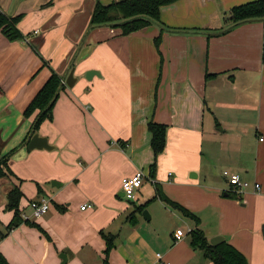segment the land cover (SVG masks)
<instances>
[{
	"label": "crops",
	"instance_id": "obj_1",
	"mask_svg": "<svg viewBox=\"0 0 264 264\" xmlns=\"http://www.w3.org/2000/svg\"><path fill=\"white\" fill-rule=\"evenodd\" d=\"M95 1L0 0L23 36L10 41L0 30L1 154L24 139L33 117L23 110L51 71L66 80L73 68L77 79L40 125L54 148L20 147L9 159L14 176L0 179V253L9 264H61L60 254L64 264H158L156 253L169 264H214L191 244L199 229L264 264L263 20L220 31L232 7L254 0H178L128 35L88 29ZM150 120L167 126L157 156ZM224 170L249 187L229 191ZM137 171L146 178L128 201L121 183ZM13 184L29 222L8 231ZM42 197L50 207L33 217L29 203ZM143 204L148 219L134 213ZM178 228L185 235L175 241ZM102 234L114 240L107 255Z\"/></svg>",
	"mask_w": 264,
	"mask_h": 264
},
{
	"label": "trees",
	"instance_id": "obj_2",
	"mask_svg": "<svg viewBox=\"0 0 264 264\" xmlns=\"http://www.w3.org/2000/svg\"><path fill=\"white\" fill-rule=\"evenodd\" d=\"M176 1L178 0H120L112 1L109 4H103L99 0H96L91 13L88 29L96 26L110 25L120 28L123 35H128L147 27L152 22L159 21L161 7L170 5ZM19 19V16H8L0 10V30L10 41L18 40L23 37L17 28ZM257 19L263 20L262 62H264V0H254L232 7L224 18V23H226L228 27L220 31L225 32L235 25ZM154 40L156 46H158L160 36L156 37ZM62 80H64V77L51 71L48 79L23 110L24 118H33L29 130L20 144L7 153L1 154L3 143L0 141V179H8L14 176L9 166L10 157L20 147L28 145L31 136L38 133L40 125L45 120L52 119V108L54 103L60 91L66 87V84H64ZM147 126L151 133L150 145L154 155L157 156L165 147L167 126L153 120H150ZM153 167L154 165H152V168ZM156 192L163 201L168 202L160 193L159 188H156ZM228 194L236 197L235 194L229 193V191ZM22 196L23 194L19 186L14 184L6 193L5 209L13 213L12 219L8 225V231L22 222H29L22 218L19 210V203ZM172 205L179 209L185 216L193 218L194 220L197 219L181 206L175 203H172ZM144 207L145 204L136 206L134 213H141ZM102 235L106 239L105 254L107 255L114 246V240L113 236ZM190 239L192 246L200 249L204 257L214 264H248L246 257L227 241L223 240L217 245H212L199 229L190 232ZM0 264H9L1 253Z\"/></svg>",
	"mask_w": 264,
	"mask_h": 264
},
{
	"label": "built area",
	"instance_id": "obj_3",
	"mask_svg": "<svg viewBox=\"0 0 264 264\" xmlns=\"http://www.w3.org/2000/svg\"><path fill=\"white\" fill-rule=\"evenodd\" d=\"M64 84H66L65 79L62 80ZM223 176L226 178L227 183L229 184V191L234 192L235 194H240L244 192L245 189L249 187V182L240 178L239 174L231 172L229 170L223 171ZM146 178L145 174L142 171H137L132 176L124 178L121 183V188L123 195L126 200L133 201L136 199V193L138 189L142 186L144 179ZM254 188L256 191H259L260 185L258 183H254ZM87 204H83L80 209L84 210ZM29 207L32 212L33 217H39L42 214L46 213L50 207V203L45 198H39L33 200L29 203ZM24 220H29V216L22 214L21 215ZM185 232L183 229L178 228L173 232V237L175 241H179L183 239ZM156 260L158 264H169L168 262H164L162 260V254L156 253ZM146 264V263H144Z\"/></svg>",
	"mask_w": 264,
	"mask_h": 264
},
{
	"label": "water",
	"instance_id": "obj_4",
	"mask_svg": "<svg viewBox=\"0 0 264 264\" xmlns=\"http://www.w3.org/2000/svg\"><path fill=\"white\" fill-rule=\"evenodd\" d=\"M73 72L74 69L72 68L68 74V76L66 77V85L71 87L73 86V84L76 82V78L73 76ZM97 74V72L95 70H89L86 72L85 77L86 79L90 80L92 78L93 75ZM28 149L33 150V149H46V150H51L54 148L53 145H50L48 142V138L45 136H40L39 133H35L33 136H31V138L29 139L28 145H27ZM142 216L144 218H149L148 212L146 210L142 211ZM263 230V236H264V226L262 227ZM224 240L223 237L221 236H216L213 239L210 240V243L212 245H217L220 242H222ZM59 257L62 259V263L64 264L66 262V255L65 254H60Z\"/></svg>",
	"mask_w": 264,
	"mask_h": 264
}]
</instances>
